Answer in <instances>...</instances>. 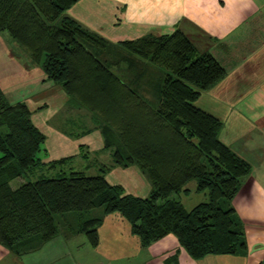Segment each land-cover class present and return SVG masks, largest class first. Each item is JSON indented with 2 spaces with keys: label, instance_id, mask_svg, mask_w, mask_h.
<instances>
[{
  "label": "trees",
  "instance_id": "1",
  "mask_svg": "<svg viewBox=\"0 0 264 264\" xmlns=\"http://www.w3.org/2000/svg\"><path fill=\"white\" fill-rule=\"evenodd\" d=\"M79 1L0 0V32L10 33L41 67L45 81L93 114L113 163L96 175L76 170L46 175L41 170L47 136L32 119L43 106L12 102L0 85V244L9 249L36 240L44 244L60 233L59 214L83 216L101 208L103 216L81 218L78 226L93 247L104 216L119 212L143 246L174 234L195 259L243 252L245 223L233 200L253 165L221 139L222 120L197 105L225 78L226 67L213 53L200 52L178 27L118 42L163 72L159 104L153 106L98 56L112 42L69 14ZM116 165L137 166L151 183L150 193L141 197L111 184L107 173ZM18 177L28 181L15 189L10 182ZM193 180L207 199L188 209L175 195L189 191Z\"/></svg>",
  "mask_w": 264,
  "mask_h": 264
},
{
  "label": "crops",
  "instance_id": "2",
  "mask_svg": "<svg viewBox=\"0 0 264 264\" xmlns=\"http://www.w3.org/2000/svg\"><path fill=\"white\" fill-rule=\"evenodd\" d=\"M69 14L112 43L149 33H168L178 27L200 52L213 53L226 67L225 78L198 101L202 100L200 107L222 120L221 139L253 165L252 173L244 179L233 200L239 218L245 223L247 249L238 254H209L195 259L174 234L144 248L132 234L130 223L116 212L104 216L97 247L79 232V222L69 227L71 233L65 231L44 244L40 240L30 241L16 249L0 244V264H262L264 0H80ZM40 83L39 88L35 85L38 90L24 95L16 93L13 97L34 108L36 101H41L38 106L45 105L32 116L35 125L47 136L42 154L46 164L41 171L49 176L61 171H84L80 168L86 161L100 172L103 165L112 164L111 148L105 147L93 114L73 104L60 86L51 81ZM65 158L70 159L53 167L49 165ZM107 179L137 196L146 197L151 191L148 178L133 165L113 166ZM195 185L192 189L197 191ZM192 189L181 193L185 197ZM203 195L205 201L207 195ZM184 197L180 201L190 209ZM100 215L103 216L102 212Z\"/></svg>",
  "mask_w": 264,
  "mask_h": 264
},
{
  "label": "rangeland",
  "instance_id": "3",
  "mask_svg": "<svg viewBox=\"0 0 264 264\" xmlns=\"http://www.w3.org/2000/svg\"><path fill=\"white\" fill-rule=\"evenodd\" d=\"M118 44V42L112 43L113 48H111L110 45L107 50L100 49L99 51L97 50L96 53L103 61L109 64L115 70V72L122 75L125 80L132 83V85L135 86L137 90L142 93V95H145V97L153 106L158 105L159 98L157 90L159 89V86L163 84V72L158 70L153 64L149 63L148 61H145L132 53H128L124 48H121V45ZM115 45L116 47L119 46L120 48H115ZM41 71V67L37 63L32 62L29 55L24 50H22V48L18 45V43L13 39V37L7 30L0 32V85L9 99L16 100L17 98L13 97L16 96V93L18 95H24L30 91L32 92L34 90H38L35 88V85L38 84L37 86L39 88L41 87L40 82H42V80L45 81V75H41L44 74L42 73L43 71ZM63 92L67 96V93L65 91ZM56 100L58 101L59 99ZM39 103H41V101H36V103H34V105L36 106L35 108L38 109L39 107L43 106L42 109H44L45 105L38 106ZM199 104L203 107L202 100L198 101L197 105L200 106ZM81 165L83 166H81L80 169L84 170L88 175H96L100 173L99 171L95 170L96 167L88 166V162L86 161H83ZM78 167L80 166H74V168ZM139 171L141 170L139 169ZM39 173L40 171L38 169L37 171H34L33 174L36 175ZM141 173L144 174L142 171ZM46 175L48 174L46 173ZM34 179L36 178L34 177ZM26 181H28L26 177H18L11 181V186L16 189ZM195 184H197V181L193 180L190 181L186 187L188 189H192ZM141 185L142 183L139 186ZM142 189H145V187H143ZM181 192L184 193V191ZM183 193L180 194L179 192V194H176L175 196L179 199L183 198L185 194ZM203 193L207 195L205 192H198V190L196 191L195 188H193L191 192H189V195H186L184 197V199H186V205L189 208H193L201 201H204ZM101 212V208H96L89 212H84L83 216L78 211L66 212L63 215L59 214L57 217L60 221L61 231L58 235L62 236L67 231L71 233L72 230H70L69 227L75 224H79L82 217H84L85 219L91 218L93 216L100 215ZM132 234L135 235L133 232ZM135 236L140 240L139 236ZM140 243L144 248H149L153 244L152 243L149 246H143L141 240ZM99 244L100 240L97 246Z\"/></svg>",
  "mask_w": 264,
  "mask_h": 264
},
{
  "label": "built area",
  "instance_id": "4",
  "mask_svg": "<svg viewBox=\"0 0 264 264\" xmlns=\"http://www.w3.org/2000/svg\"><path fill=\"white\" fill-rule=\"evenodd\" d=\"M262 264H264V262Z\"/></svg>",
  "mask_w": 264,
  "mask_h": 264
}]
</instances>
